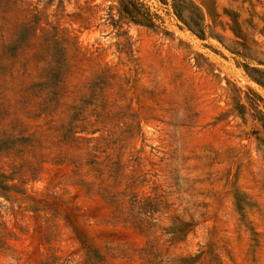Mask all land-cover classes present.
I'll return each instance as SVG.
<instances>
[{
    "label": "rangeland",
    "instance_id": "obj_1",
    "mask_svg": "<svg viewBox=\"0 0 264 264\" xmlns=\"http://www.w3.org/2000/svg\"><path fill=\"white\" fill-rule=\"evenodd\" d=\"M32 1L101 65L133 79L121 101L132 115L88 125L81 135L101 136L97 141L59 143L48 117L8 100L0 131L33 133L41 148L38 168L0 162L26 182L24 193L0 195V231L9 244L0 249V264H208L201 251L210 245L222 264H264V130L255 118V108L264 113V87L245 70H264V0H214L222 21L223 8L238 13L246 46L223 25L197 37L169 1L138 0L159 16L155 29L114 27L117 0ZM93 145L99 168L122 171L121 190L137 178L134 191L157 201L151 234L112 218L102 189L86 185L99 182L87 165L74 171ZM175 216L195 226L171 242L161 228Z\"/></svg>",
    "mask_w": 264,
    "mask_h": 264
},
{
    "label": "trees",
    "instance_id": "obj_2",
    "mask_svg": "<svg viewBox=\"0 0 264 264\" xmlns=\"http://www.w3.org/2000/svg\"><path fill=\"white\" fill-rule=\"evenodd\" d=\"M168 1L176 18L197 37L203 38L206 28L211 29V35L216 25H223L233 34L236 44L248 45L249 39L241 28L237 12L223 8L228 21H222L214 0H162L165 4ZM116 9L118 19L110 15L114 27L121 28L118 22L134 23L152 29L158 26L159 16L141 1L117 0ZM206 17L211 19V25L204 24ZM235 53L239 54L238 48H235ZM245 67L246 71L250 70L257 75L253 76L248 72L249 77L264 87V70ZM132 80L110 65H101L97 61V55L92 52L83 51L77 44L76 37L70 35L66 28L49 22L32 0H0V119L5 115L8 100L13 98L16 104L39 110L38 117H48L51 127L61 136L59 143L76 144L80 139L97 141L101 136L85 137L81 133L88 125L92 126L103 120L131 117L130 107L121 101L125 99ZM68 97L72 98L70 103L66 101ZM253 103L255 106L256 102ZM238 106L244 107L241 103ZM255 109V118L264 130V113ZM89 117H93L92 122H89ZM96 131L97 129L91 130L90 133ZM95 147L93 145L90 152H87L89 159L84 162L75 160L74 171L80 174L83 166L87 165V173L94 172L99 182L86 181V185L89 190L94 184L102 189L104 199L112 207V218L128 223L146 235L151 234V229L156 226L153 222L154 214L160 211L157 201L148 196H139L134 191L137 178L121 190L120 185L124 179L122 171L120 168H99L101 162L98 156L91 153L92 150L96 151ZM39 148L40 141L33 133H13L5 129L0 131V162L7 160L15 167L14 163L18 159V168H38ZM4 166H0V195L7 198L11 192L24 193L23 184L26 182L21 180L22 174L17 177L9 176L2 169ZM26 171L34 173L32 170ZM125 198L130 205L129 211L125 209ZM237 208L240 211L243 209L239 204ZM1 225L0 221V229ZM194 226L193 221L175 216L171 226L161 229L171 234V242H176L184 240ZM6 246L9 247V244L0 231V249ZM201 254L209 256L208 264H222L211 245L201 251ZM181 260L185 264L192 263H186L187 258ZM148 261L154 263L151 259Z\"/></svg>",
    "mask_w": 264,
    "mask_h": 264
}]
</instances>
